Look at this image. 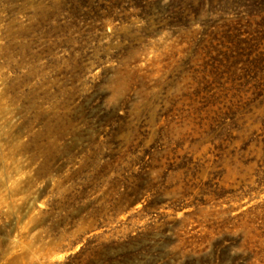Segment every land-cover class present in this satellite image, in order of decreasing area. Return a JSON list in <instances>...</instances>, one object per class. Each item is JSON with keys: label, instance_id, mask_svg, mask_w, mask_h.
<instances>
[{"label": "rangeland", "instance_id": "obj_1", "mask_svg": "<svg viewBox=\"0 0 264 264\" xmlns=\"http://www.w3.org/2000/svg\"><path fill=\"white\" fill-rule=\"evenodd\" d=\"M0 264H264V0H0Z\"/></svg>", "mask_w": 264, "mask_h": 264}]
</instances>
